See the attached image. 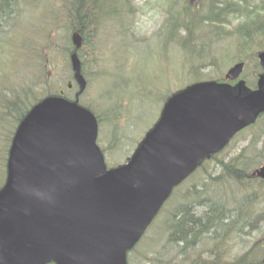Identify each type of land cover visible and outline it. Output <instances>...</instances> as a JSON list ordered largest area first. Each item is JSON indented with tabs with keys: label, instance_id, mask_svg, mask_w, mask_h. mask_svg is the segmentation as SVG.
<instances>
[{
	"label": "rangeland",
	"instance_id": "374dc122",
	"mask_svg": "<svg viewBox=\"0 0 264 264\" xmlns=\"http://www.w3.org/2000/svg\"><path fill=\"white\" fill-rule=\"evenodd\" d=\"M210 1L98 0L101 5L98 9L108 15L102 18L104 14L100 12V22L86 32L82 48L78 50L87 81L79 102L90 107L100 119L97 142L107 167L114 168L127 161L157 121L164 101L178 90L197 81L221 79L227 69L240 60L245 62L240 77L249 85L255 83L254 75L259 70L257 54L264 50V41L242 47L234 36L207 25L203 18ZM68 2L18 0L16 16L5 38L7 45L0 44L2 90L21 83V74L44 79L33 85L38 97L64 90L66 84L73 81L68 63L71 34L64 11ZM244 6L247 12L243 14H249L253 9H263L264 0H247ZM224 19L225 31L246 22L245 16L237 13ZM189 26L193 27L195 41L183 47ZM18 32L24 39L29 35L34 48V61L25 70L17 64L22 63L21 57L13 59L8 53H1L4 47L15 44L20 37L15 36ZM25 53L19 49L18 54L23 58H27ZM7 59L10 60L7 62ZM76 91L75 85L65 94L74 99ZM10 122L0 128V145L10 135ZM0 154L5 157L1 150ZM239 154L251 164V171L264 162V115L173 190L140 242L129 252L128 264L178 263L183 258L181 251L185 250L204 255L206 245L217 243L221 238V226L231 227L241 221L240 209L247 204L248 208L256 210L255 222L259 220L253 229L263 224L260 215H264V189L241 190L233 177L236 166H224ZM234 161L231 164L236 165L238 161ZM1 170H4L3 164H0ZM4 174L0 172L1 176ZM212 213L213 227L201 234L199 241L194 240L199 245L192 244L190 237L195 233L183 237L182 229L194 231L199 218ZM194 219L197 222H192ZM261 235L254 232L249 239L242 240L228 236L232 248L225 246L224 258L235 259L246 250L242 246L244 242L253 243ZM191 256H187L189 262Z\"/></svg>",
	"mask_w": 264,
	"mask_h": 264
},
{
	"label": "water",
	"instance_id": "95a60500",
	"mask_svg": "<svg viewBox=\"0 0 264 264\" xmlns=\"http://www.w3.org/2000/svg\"><path fill=\"white\" fill-rule=\"evenodd\" d=\"M264 69V52L259 54ZM243 62L226 79L236 80ZM75 80H85L74 62ZM202 81L173 95L130 161L106 169L94 114L46 97L20 121L0 189V264H126L173 187L264 113V76L242 94ZM255 175L264 179V163Z\"/></svg>",
	"mask_w": 264,
	"mask_h": 264
},
{
	"label": "trees",
	"instance_id": "16d2710c",
	"mask_svg": "<svg viewBox=\"0 0 264 264\" xmlns=\"http://www.w3.org/2000/svg\"><path fill=\"white\" fill-rule=\"evenodd\" d=\"M245 4H247V0H212L210 1V4H208V11L203 19L206 21L207 25H213L216 30L220 32L224 31L225 34L234 36L237 40H239L242 47L251 45L257 41H259V44H261L264 41L262 40L264 39V8L253 9L249 14H243V12H247V9H245L244 6ZM17 6L18 0H0V44L1 42H4L7 45L5 38L8 34L10 23H13V19L16 16ZM99 6L101 5L98 3V0H69L68 4L64 6V11L66 14V26L67 30L71 34L69 35V39L71 40H69V42H71L72 49H69L70 55L68 58L70 67H72L75 56L80 59L78 50L82 48L86 32L88 30H93V27L100 22L102 17L100 12L104 14L102 18H104L105 15H108L106 11H100L98 9ZM235 13L240 14V16L244 15L246 22L239 24L236 28L230 31H225L223 25L225 20L224 17H227V15L234 16ZM18 31L21 32V26L18 27ZM19 32L15 34V36H20L14 42L15 44H9L10 46H7V49L4 47L1 53H8V55L13 59L21 57L20 60L22 63L17 64H20L23 67V70H25L27 65L34 61V48L29 41L31 37H29V35H25L24 39L21 37ZM193 33H195L193 27L189 26L187 29V37L184 40V43H182L183 47H186L187 45L189 46L191 41H195ZM16 46H21L19 49L25 50L27 52L24 54V56L28 59L23 58L18 54L19 49H14ZM9 60L10 59H7V62ZM40 60L45 62L43 58H40ZM21 75V83L15 84L13 86L9 85L8 88L4 87L3 90L0 88V128L5 127L10 121V124L12 125L10 129V135L7 137L6 142L3 145H0V150L4 152L5 155V157H2L0 154V164H3L4 168L3 171H0L2 173L5 172L9 144L14 134L16 125L22 120L29 108L44 96L42 95L38 97L33 89V85L37 83V81L40 83L44 79H41L40 76L37 78H35V76L30 78L27 76V74ZM48 95L53 94L49 93ZM216 156L217 155L211 156V159ZM242 156L243 154H239L237 157H235L234 160L238 161L236 165L231 164L235 162L233 160L225 163L224 166H236L234 168L235 171H233V177L241 190L245 192L252 189L257 191L263 190L264 182L251 178V173L254 171V169L251 171V164L246 162ZM256 158L257 156L254 157L255 160ZM4 177L5 174L3 176L0 175L1 182L4 180ZM248 207L249 205H246V208L240 209V216H243L242 219L240 218L241 221H236L235 225H231V227L224 226V229H220L221 238L217 243H213L214 249L212 264H264V256L261 257L260 255H264V215H260L263 224L259 223L258 226L255 225L257 226V229H255V227L253 229L254 224H256V222L259 220L257 219L255 222L256 210ZM212 216L213 213L210 216L206 214V217L199 218L200 220L198 222L197 219H194L192 222L198 223V225L196 224L193 226L194 231L187 232V230L185 231L182 229V231H180L181 234L183 237H186L187 234L191 235L197 230L208 231L213 225L212 221L214 218ZM179 222L180 221H177V223ZM260 225L262 226L259 227ZM254 232H261L263 235L253 241V243L244 242L242 246L246 250L242 251V256H240V254L235 259L230 260H226V258H224L221 250H223L226 245H228L229 248L231 247L229 245L230 243L228 242L231 236H235L238 238V240L249 239L251 234Z\"/></svg>",
	"mask_w": 264,
	"mask_h": 264
},
{
	"label": "flooded vegetation",
	"instance_id": "af4514ba",
	"mask_svg": "<svg viewBox=\"0 0 264 264\" xmlns=\"http://www.w3.org/2000/svg\"><path fill=\"white\" fill-rule=\"evenodd\" d=\"M261 76H264V71L259 67V70L257 71L256 75H254V77L256 79L254 84L249 85L246 82H244L245 81L244 79H242V81L244 82L243 89H242L243 93H247V92H249V90L256 89L257 88V80ZM224 80L225 79H222V80H219V81H224ZM237 81L238 80H234V81H231V83L233 85H235ZM68 86L69 87L73 86V82L69 83ZM64 95H65V93H64ZM234 171H235V169H234ZM219 229H224V228H223V226H221ZM206 231L202 232V230H197L195 232V236L192 235V237H190L192 239L191 241H194L196 238H197L196 240L199 241L201 239V234L206 233ZM192 244L194 246L195 245H199V243H195V241L192 242ZM213 249H214V244L209 245V246L206 245L205 251L203 252L204 255H200V254H198L195 251H187V250H185L183 253L181 251V255L180 256L183 255V258H181L182 261L181 262L179 261L178 263L175 262L173 264H212V262H213ZM222 253L224 255V251ZM188 254H190V256L192 255L190 262L188 261L189 258H187ZM162 264H166V263L162 261Z\"/></svg>",
	"mask_w": 264,
	"mask_h": 264
}]
</instances>
